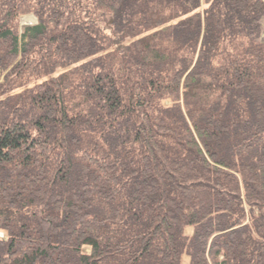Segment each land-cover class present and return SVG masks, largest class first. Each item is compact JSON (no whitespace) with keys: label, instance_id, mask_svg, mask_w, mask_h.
Listing matches in <instances>:
<instances>
[{"label":"trees","instance_id":"trees-1","mask_svg":"<svg viewBox=\"0 0 264 264\" xmlns=\"http://www.w3.org/2000/svg\"><path fill=\"white\" fill-rule=\"evenodd\" d=\"M0 235V264H264V0H0Z\"/></svg>","mask_w":264,"mask_h":264},{"label":"rangeland","instance_id":"rangeland-1","mask_svg":"<svg viewBox=\"0 0 264 264\" xmlns=\"http://www.w3.org/2000/svg\"><path fill=\"white\" fill-rule=\"evenodd\" d=\"M23 19H24V18H23ZM23 19H22L21 22H20L21 26H27V25H30V23L34 20L33 16H27V17H25V19L27 20L26 22H25ZM30 19H31V20H30ZM34 22H35V20H34ZM25 23H26V25H25Z\"/></svg>","mask_w":264,"mask_h":264},{"label":"bare ground","instance_id":"bare-ground-1","mask_svg":"<svg viewBox=\"0 0 264 264\" xmlns=\"http://www.w3.org/2000/svg\"><path fill=\"white\" fill-rule=\"evenodd\" d=\"M25 22L27 21L26 19H23ZM31 20V19H30ZM34 21V20H33ZM25 25H26V23H25Z\"/></svg>","mask_w":264,"mask_h":264}]
</instances>
